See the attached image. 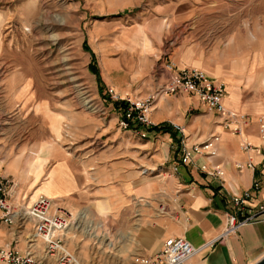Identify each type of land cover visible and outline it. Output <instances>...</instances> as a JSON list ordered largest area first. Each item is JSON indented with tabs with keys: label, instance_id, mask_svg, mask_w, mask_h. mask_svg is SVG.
<instances>
[{
	"label": "crops",
	"instance_id": "1",
	"mask_svg": "<svg viewBox=\"0 0 264 264\" xmlns=\"http://www.w3.org/2000/svg\"><path fill=\"white\" fill-rule=\"evenodd\" d=\"M162 2L169 4L168 9H161L170 26L156 29L155 40L159 44L153 49L141 45V52L151 55L149 64L138 62L137 74L143 77L135 87L129 84L125 89L104 81L101 94L106 93L110 99L107 92L112 90L119 100H144L167 83L171 72L201 70L210 80L224 85V107L247 116L241 133L225 130L223 117L207 110L195 96L165 95L154 101L149 120L152 127L168 126L174 138L157 131L119 129V139L102 141V157L101 149L98 156L91 157L95 149L91 152L92 143L84 142L74 153H78L77 157H64L58 148L50 147L48 153L40 150V159L22 163L24 153L20 155V148L26 131H20L19 126H6L11 121L4 119L19 116L22 110H0V178L13 183L8 196L12 204L24 190L32 194L31 199L39 194L51 198L70 214V236H74L79 221L90 222V229L100 228L103 205L105 222L114 223L112 241L119 246L115 252L118 261L152 256L167 238L180 237L198 250L187 264H255L264 256L263 223H249L235 235L218 238L225 228L226 213L240 220L264 204V185L243 212L231 203L233 194L249 190L264 175V139L259 137L257 124L258 116L264 114V0H205L192 14L187 12V0ZM187 15L198 19V25L191 29L193 37L188 41L183 33H178V37H170L172 43L164 48L163 39L167 38L162 36L177 31L173 20ZM168 64L174 67L173 71L167 70ZM114 111L118 119L120 113ZM172 125L183 129L187 147L217 134L219 141L212 157L196 155L190 164L183 165V145ZM246 144L252 149L244 150ZM7 150L10 160L3 155H7ZM48 164L51 167L44 172ZM201 165L221 170L222 178L201 172ZM29 227L26 223L21 234L16 231L14 244V226L0 223V246L12 244L23 251V237ZM213 241V246L203 247ZM78 245L73 250L79 260L87 259L86 251L91 257L101 253L98 237H81ZM111 251V246L106 249V253Z\"/></svg>",
	"mask_w": 264,
	"mask_h": 264
},
{
	"label": "rangeland",
	"instance_id": "2",
	"mask_svg": "<svg viewBox=\"0 0 264 264\" xmlns=\"http://www.w3.org/2000/svg\"><path fill=\"white\" fill-rule=\"evenodd\" d=\"M187 2V12L192 14L205 0ZM168 6L162 0H0V110H22L19 116L4 118L11 121L6 126L26 131L20 148L22 163L40 159V150L48 153L50 147L58 148L64 157H77L74 153L84 142L92 143L91 152L95 149L91 157L98 156L99 149L102 157V141L119 139L118 131L125 130L118 126L112 101L101 94L102 84H118L122 89L137 85L143 77L137 74L138 62L149 64L151 60L147 51L141 52L142 46L151 50L159 44L155 32L170 26L161 9ZM173 21L177 31L162 36L167 38L164 48L178 33L190 41L191 29L198 25L194 15ZM93 59L98 76L88 70ZM261 85L264 87V79ZM3 155L12 159L8 150ZM50 167L45 166L44 172ZM1 180L11 190L10 179ZM31 196L24 190L15 196L14 205L29 206ZM88 223L77 222L74 236L69 235L70 223L65 233V245L72 253L81 237H98L102 243L97 246L100 255L91 257L86 251L85 261L74 253L79 264H135L132 257L115 259L119 246L112 238L116 231L113 222H105L103 205L102 226L90 229ZM21 226L14 227L19 234L24 224ZM31 230L29 227L23 238ZM110 246L113 253H106Z\"/></svg>",
	"mask_w": 264,
	"mask_h": 264
},
{
	"label": "built area",
	"instance_id": "3",
	"mask_svg": "<svg viewBox=\"0 0 264 264\" xmlns=\"http://www.w3.org/2000/svg\"><path fill=\"white\" fill-rule=\"evenodd\" d=\"M167 70L173 71L172 65L166 66ZM111 101H124L126 110L124 117L118 119L120 129H134L139 133L152 128L149 120V113L156 99L165 95L190 94L207 108L223 117L222 126L232 134H240L242 127L247 122V116L235 111L227 110L223 104L225 88L223 84L214 82L201 70L182 69L173 71L168 77V81L159 87L154 94L149 95L144 100H119L112 95V90H108ZM258 134L264 139V114L257 118ZM173 130L181 139L182 152L181 163L190 164L193 156L199 155L206 158L212 157L213 150L219 141V136L213 134L202 143L187 147L184 144L183 129L180 126L172 125ZM138 128V129H136ZM250 144L244 146V150H251ZM238 169L241 166H237ZM199 170L210 177L222 178L223 172L216 168L208 169L201 165ZM264 185V175L260 180L255 181L251 188L242 194H233L232 205L243 212L247 202ZM9 191L7 185L0 181V223L7 226H19L29 223L31 225V235L25 238V249L17 250L14 245L0 246V264H79L72 252L65 245V233L70 226V214L56 206L55 202L44 194H39L29 206L18 204L17 206L9 202ZM249 223L264 224V204L249 213L242 219L232 213L225 214V228L218 240L227 236L235 235L240 228ZM15 229L13 243H16ZM40 241L39 247L36 242ZM216 241L210 242L203 247L213 246ZM202 247V248H203ZM184 238H167L160 250L152 256H135V264H187L188 260L197 252Z\"/></svg>",
	"mask_w": 264,
	"mask_h": 264
},
{
	"label": "trees",
	"instance_id": "4",
	"mask_svg": "<svg viewBox=\"0 0 264 264\" xmlns=\"http://www.w3.org/2000/svg\"><path fill=\"white\" fill-rule=\"evenodd\" d=\"M88 70H89L92 74L98 76V70H97V68H96V65H95V61H94V59H93L92 62L88 65ZM97 79H98V81H99V78H97ZM99 82H100V81H99ZM99 82H98V84H99ZM111 103H112V105H113V108H114L116 111H118V112L120 113V116L123 118V117H124V114H125V110H126V108H127L126 103H125L124 101H112ZM136 129H138V128H136ZM147 131H149V132H150V131H157V132H162V133H168V134H170V136H171L172 138L175 137V135H174L173 133H171L170 128H169L168 126H166V125H163V126H161L160 128L152 127V128H150L149 130H147Z\"/></svg>",
	"mask_w": 264,
	"mask_h": 264
},
{
	"label": "water",
	"instance_id": "5",
	"mask_svg": "<svg viewBox=\"0 0 264 264\" xmlns=\"http://www.w3.org/2000/svg\"><path fill=\"white\" fill-rule=\"evenodd\" d=\"M255 264H264V256L260 258Z\"/></svg>",
	"mask_w": 264,
	"mask_h": 264
},
{
	"label": "bare ground",
	"instance_id": "6",
	"mask_svg": "<svg viewBox=\"0 0 264 264\" xmlns=\"http://www.w3.org/2000/svg\"><path fill=\"white\" fill-rule=\"evenodd\" d=\"M36 197H37V196H36ZM36 197H35V198H36ZM35 198L31 199V201H33Z\"/></svg>",
	"mask_w": 264,
	"mask_h": 264
}]
</instances>
